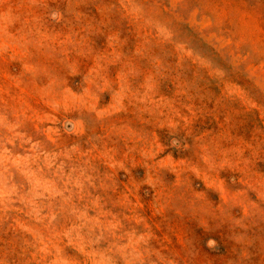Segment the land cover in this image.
Returning a JSON list of instances; mask_svg holds the SVG:
<instances>
[{"label": "rangeland", "instance_id": "obj_1", "mask_svg": "<svg viewBox=\"0 0 264 264\" xmlns=\"http://www.w3.org/2000/svg\"><path fill=\"white\" fill-rule=\"evenodd\" d=\"M0 264H264V0H0Z\"/></svg>", "mask_w": 264, "mask_h": 264}]
</instances>
